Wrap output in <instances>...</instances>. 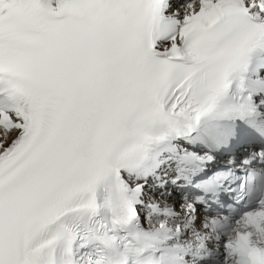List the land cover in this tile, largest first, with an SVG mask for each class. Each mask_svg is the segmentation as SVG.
<instances>
[{
    "label": "snow or ice",
    "instance_id": "obj_1",
    "mask_svg": "<svg viewBox=\"0 0 264 264\" xmlns=\"http://www.w3.org/2000/svg\"><path fill=\"white\" fill-rule=\"evenodd\" d=\"M237 134L264 140V0H0V264H185L220 232L264 264L193 224ZM240 167L264 207V149ZM168 182L202 195L143 198Z\"/></svg>",
    "mask_w": 264,
    "mask_h": 264
},
{
    "label": "clouds",
    "instance_id": "obj_2",
    "mask_svg": "<svg viewBox=\"0 0 264 264\" xmlns=\"http://www.w3.org/2000/svg\"><path fill=\"white\" fill-rule=\"evenodd\" d=\"M257 196L260 200H264V190L257 193ZM213 218L215 217H209V219ZM225 223L233 239L237 237L246 239L253 247L264 246V207L252 208L248 212L241 213L237 219Z\"/></svg>",
    "mask_w": 264,
    "mask_h": 264
}]
</instances>
